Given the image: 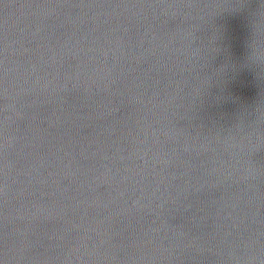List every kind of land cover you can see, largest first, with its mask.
I'll use <instances>...</instances> for the list:
<instances>
[{"label": "water", "instance_id": "1", "mask_svg": "<svg viewBox=\"0 0 264 264\" xmlns=\"http://www.w3.org/2000/svg\"><path fill=\"white\" fill-rule=\"evenodd\" d=\"M260 2L0 0V264H264Z\"/></svg>", "mask_w": 264, "mask_h": 264}, {"label": "clouds", "instance_id": "2", "mask_svg": "<svg viewBox=\"0 0 264 264\" xmlns=\"http://www.w3.org/2000/svg\"><path fill=\"white\" fill-rule=\"evenodd\" d=\"M241 7V5H236V8ZM254 17L259 21L256 26V36L252 44V52L250 56V61L253 64L264 63V56L257 55L256 46L261 41L264 40V0H261L256 11L254 12ZM252 173V172H250Z\"/></svg>", "mask_w": 264, "mask_h": 264}]
</instances>
